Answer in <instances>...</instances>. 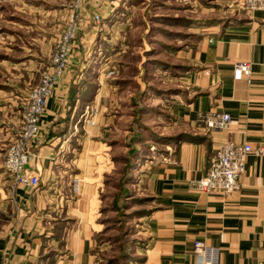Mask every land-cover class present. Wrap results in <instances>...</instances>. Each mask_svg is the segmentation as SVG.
Here are the masks:
<instances>
[{
	"label": "crops",
	"instance_id": "0c3cea01",
	"mask_svg": "<svg viewBox=\"0 0 264 264\" xmlns=\"http://www.w3.org/2000/svg\"><path fill=\"white\" fill-rule=\"evenodd\" d=\"M120 1L118 7L117 2L101 5L104 19L97 25L88 13L84 15L83 40L99 45L98 51L101 45V52L78 56L75 50L72 66L47 98L25 164L39 178L35 188L17 184L5 166L11 120L5 114L9 104L0 99V264H96L93 218L100 201L101 141L99 134L92 139L79 132L87 146L74 143L71 113L82 98L103 107L124 105L105 92H117L119 85L106 79L109 68L124 67L125 50H118L117 32L134 26L131 17L117 15L136 11L138 1L147 5L148 0ZM235 5L230 18L206 24L195 45L178 51L183 62L178 71H171L184 79L185 86L174 94L168 121L163 122L161 134L169 141L163 153L139 168L136 180L137 194L151 203L141 216L139 264H192L198 259L193 252L196 240L218 248L215 264L264 260V156L246 157L235 192H199L189 184L204 175L221 143H264V4L253 11ZM127 32L131 35L132 30ZM239 61L249 63L248 80L233 77ZM5 89L0 82V90ZM127 105L136 107L137 98ZM214 111L229 113L227 128H207L200 121V114ZM75 176L80 178L76 191Z\"/></svg>",
	"mask_w": 264,
	"mask_h": 264
},
{
	"label": "rangeland",
	"instance_id": "374dc122",
	"mask_svg": "<svg viewBox=\"0 0 264 264\" xmlns=\"http://www.w3.org/2000/svg\"><path fill=\"white\" fill-rule=\"evenodd\" d=\"M114 2L117 0H0V82L7 87L0 90L4 94L0 99L9 104L5 114L11 120L7 146L18 141L24 125L27 128L31 94L39 81L51 80L48 98L72 66L75 50L78 56L101 52V45L98 51L99 45L83 40L84 15L88 13L97 25L104 19L101 5ZM120 4L119 0L117 7ZM233 5L234 0H148L147 5L138 1L136 11H119L117 16L131 17L134 26L117 32L118 50H125L124 67L109 68L106 79L117 80L119 85L117 92H105L108 98L113 94L119 97L124 105L103 107L82 98L71 113L74 143L84 144L79 132L92 139L99 134L101 141L100 201L93 218L96 264H139L144 236L141 216L151 203L145 195L137 194L136 180L139 168L163 153L169 141L161 134L163 122L168 121V106L177 98L174 94L185 86L184 79L171 70L178 71V63L183 62L178 51L195 45L206 24L230 18ZM133 97L138 100L136 107L127 105ZM34 140H27L28 159Z\"/></svg>",
	"mask_w": 264,
	"mask_h": 264
},
{
	"label": "built area",
	"instance_id": "2783aa9c",
	"mask_svg": "<svg viewBox=\"0 0 264 264\" xmlns=\"http://www.w3.org/2000/svg\"><path fill=\"white\" fill-rule=\"evenodd\" d=\"M235 4L245 11H253L262 8L264 0H234ZM96 19L99 16L96 15ZM73 32L71 33L72 36ZM250 66L247 62H235L233 77L240 79L242 76L248 80L250 76ZM44 80V79H41ZM39 81L31 94L32 103L26 125L19 133L18 141L7 146L5 166L13 175L17 184L29 185L33 188L39 184V178L33 172L25 168L28 161L29 151L26 147L27 140L36 138L40 131V116L43 113L47 95L51 89V80L45 78L44 82ZM202 121L207 128H227L231 122L229 113L225 111H214L211 113L200 114ZM249 154L264 156V143L252 144L250 142L233 143L225 141L215 148L208 160L205 173L200 178L191 179L190 186L199 192H221L229 194L235 192L240 187L239 178L244 170V163ZM80 178L73 177L72 185L76 191ZM193 252L197 260L192 264H215L219 250L217 247L209 246L201 240L193 243ZM264 264V260L257 262Z\"/></svg>",
	"mask_w": 264,
	"mask_h": 264
}]
</instances>
